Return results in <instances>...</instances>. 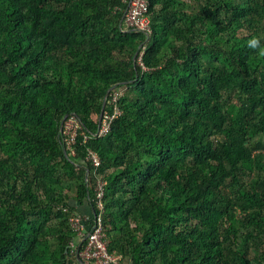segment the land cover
<instances>
[{"label":"trees","instance_id":"obj_1","mask_svg":"<svg viewBox=\"0 0 264 264\" xmlns=\"http://www.w3.org/2000/svg\"><path fill=\"white\" fill-rule=\"evenodd\" d=\"M125 7L0 0V264H79L97 181L123 264H264V0Z\"/></svg>","mask_w":264,"mask_h":264},{"label":"built area","instance_id":"obj_2","mask_svg":"<svg viewBox=\"0 0 264 264\" xmlns=\"http://www.w3.org/2000/svg\"><path fill=\"white\" fill-rule=\"evenodd\" d=\"M147 0H126V7L124 9L123 23L126 27L134 28L141 31L149 30L147 17L144 15L146 12ZM143 70H147L142 66ZM118 98L117 93H113L110 99V104H112L111 114H102L101 127L98 128L95 136H102L106 134L108 130L109 123L112 119L118 116L120 113L116 101ZM69 121H75L76 123L72 127H68L67 123ZM66 123L65 134L70 136L68 144L71 145L75 142L74 133L76 134L78 128V122L76 119L72 118ZM88 159H90L92 166L96 167L99 163L98 158L95 154L88 150ZM105 183L97 181L93 187L94 195V205L98 212L95 214L93 220L94 224L89 232L85 231L81 219H75L73 224V230L78 234L77 239L82 243L86 242V245L82 252L76 249L77 243L72 245V254L80 257L85 264H123L120 261V256L107 251V240L105 236L104 229L101 224V214L102 205L101 200L103 197V187Z\"/></svg>","mask_w":264,"mask_h":264},{"label":"clouds","instance_id":"obj_3","mask_svg":"<svg viewBox=\"0 0 264 264\" xmlns=\"http://www.w3.org/2000/svg\"><path fill=\"white\" fill-rule=\"evenodd\" d=\"M247 46H248V48L253 49V50L259 49V55L264 56V48L261 47L260 40L258 38L253 37L252 39H250L248 41ZM79 245H77V246H79Z\"/></svg>","mask_w":264,"mask_h":264},{"label":"rangeland","instance_id":"obj_4","mask_svg":"<svg viewBox=\"0 0 264 264\" xmlns=\"http://www.w3.org/2000/svg\"><path fill=\"white\" fill-rule=\"evenodd\" d=\"M75 123H76L75 121H69V122L67 123V126H68V127H72ZM74 137H76V134H75V133H74ZM74 222H75V219H73V221H72V226H71L72 231H74V230H73V224H74ZM106 229L109 230V227H106ZM74 232H75V231H74ZM76 240H77V237H76ZM74 244H76V241L74 242ZM79 244H80V243H79ZM72 256L75 257L76 260H77V256H76V255L72 254Z\"/></svg>","mask_w":264,"mask_h":264},{"label":"crops","instance_id":"obj_5","mask_svg":"<svg viewBox=\"0 0 264 264\" xmlns=\"http://www.w3.org/2000/svg\"><path fill=\"white\" fill-rule=\"evenodd\" d=\"M90 213H91V212H90V210H89L88 208L84 210V215H85V216H88V217L91 216L92 214L90 215ZM88 217H87V218H88ZM76 243L79 245V243H81V242L77 239V240H76ZM77 247H79V246H77Z\"/></svg>","mask_w":264,"mask_h":264},{"label":"water","instance_id":"obj_6","mask_svg":"<svg viewBox=\"0 0 264 264\" xmlns=\"http://www.w3.org/2000/svg\"><path fill=\"white\" fill-rule=\"evenodd\" d=\"M102 108H103V105H102V107H101V111H102ZM77 261H78L79 264H85V263L83 262V260H82L80 257H78V256H77Z\"/></svg>","mask_w":264,"mask_h":264}]
</instances>
